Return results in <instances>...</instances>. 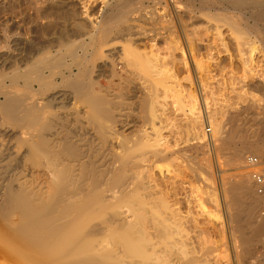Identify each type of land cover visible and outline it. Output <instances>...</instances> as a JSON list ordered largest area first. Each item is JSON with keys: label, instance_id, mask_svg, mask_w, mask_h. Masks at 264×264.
Here are the masks:
<instances>
[{"label": "bare ground", "instance_id": "1", "mask_svg": "<svg viewBox=\"0 0 264 264\" xmlns=\"http://www.w3.org/2000/svg\"><path fill=\"white\" fill-rule=\"evenodd\" d=\"M64 1H77L78 4L70 6L73 7L71 9L67 7L66 10L59 11L57 6H50L51 2L48 4L45 0L46 5L43 4L44 6L39 8L41 16L49 18L70 14L77 18L76 16L83 14L80 0ZM262 3L258 0H213L212 5L216 8L227 6L229 10L238 14L237 17L241 16L244 25L250 20L247 18L252 17L257 27L259 23H264ZM111 12L108 11L109 14ZM125 14L123 9L120 12L117 10L115 16L111 14L115 19L117 18L112 26L109 17L110 21L107 19L109 24H105L102 18L104 21L102 24L105 25L100 29V36H102L99 38L100 41L103 38L106 40L108 36L117 32L132 30L134 24L128 22L129 17ZM105 15L102 16L105 17ZM82 21L72 23L81 32L84 31L86 24ZM86 22L90 21L87 19ZM235 23L225 24H228L227 26L231 29H240L241 25ZM88 26L94 28L91 22ZM254 30L258 34L261 32L255 27ZM90 40L93 42L94 39ZM102 43L101 45H106L105 41ZM110 49L61 48L57 50L54 48L56 51L51 53V49L43 48V46L33 48L26 57L29 63L25 61L29 65L25 63L27 66L24 64L25 68L22 70L19 68L14 70L13 66L12 72L7 74V81L10 82L8 90L4 85L0 87V96L4 99L0 103L1 120H7L9 126L7 133L11 137L18 135L17 142L22 149L21 158L32 169L36 168L41 175L39 176L42 177V181L37 186H34L35 183L33 185L26 181L16 184L14 188H8L5 185L6 188L4 187L5 190L2 191L0 197V264H195L192 256L184 252L185 249L182 247L179 248L184 245L182 242L185 241L187 233L180 225V218L174 213L176 210L173 211L168 206L164 207V210L161 209L163 207H158L157 195L153 193L151 179L146 174L143 165L148 164L146 165L148 167L150 160H163L172 153L171 150L158 142L157 135L155 139H149L145 128L143 130L145 135L140 133L141 135L139 134L136 138V143L126 142V144L124 141L127 140L117 133L118 128L124 126L123 113L126 109L123 107L122 112L121 106L125 104L121 105L117 100L118 103L111 100L114 99L115 94L111 98L114 91L112 93L110 90L112 85L109 84L115 83V77H119L116 78L118 86H120L119 82H128V85L132 80L135 83L134 89L137 94L141 95L142 102L141 100L140 102L145 111L142 106L139 109L144 111V115L148 117L147 119L141 116L142 120L145 118L146 123L143 124L148 123L153 129L152 126H155V122L160 119V114L157 113L161 106L159 97L164 98L171 88L169 77L163 70L156 67L158 64L155 65L157 62L155 59L144 58L141 56L142 53L139 54L131 48H120L118 52ZM114 53H116V58H112ZM67 59L71 61V64L67 63ZM97 61H100L99 64L96 63ZM118 61L124 65V77H120L119 72V75L116 74L118 70H115V62L118 63ZM13 62L15 65L18 64L15 60ZM104 76L108 78L109 88L104 87L100 79L101 77L104 79ZM18 83L23 84L25 93L20 94V92L15 93L9 90L12 86L17 87ZM54 103L57 104L58 109L70 108L72 112L60 114L56 113L58 109L55 113L52 109V115H49L50 109L54 108ZM161 114L163 115L164 112L161 111ZM235 116L237 117V114L231 117L232 121ZM82 118H85L87 126L91 128L89 126L91 125L92 131L94 130L93 134L88 133L87 130L86 133L93 138L92 140L97 141L96 147L85 136L77 137L75 132L69 129L72 124L75 129L78 124L79 127L82 126ZM146 119L149 121L147 122ZM188 120L192 125L199 122L197 117H190ZM216 125L212 126L214 143L218 141L220 135V137L223 136L224 125L218 124L217 127ZM232 133L235 134V130L228 135H233ZM231 135L227 138V142L231 141ZM261 137L259 136L256 142L251 143L250 141V145L254 148L257 146L255 149L258 153L261 152L260 149H263L259 147L260 140H264ZM253 139L255 141V138ZM221 140L224 142L223 137ZM232 140H236L235 137ZM243 145L233 151V160L239 171L237 180L234 182L238 190L228 193L226 189L232 184L223 186L225 195L223 204L226 211L228 209L226 221L230 229H233L230 231L237 233L242 239L243 247L239 254L242 259L245 258L244 255H250L248 253L254 249L251 250L253 243L264 237V218L258 220L256 214V208L264 207V192L257 196L251 190V173L254 171L247 172L246 166L244 167L242 163L248 151ZM116 148L122 150V153ZM25 253L27 255H24Z\"/></svg>", "mask_w": 264, "mask_h": 264}, {"label": "rangeland", "instance_id": "2", "mask_svg": "<svg viewBox=\"0 0 264 264\" xmlns=\"http://www.w3.org/2000/svg\"><path fill=\"white\" fill-rule=\"evenodd\" d=\"M54 1L47 0L48 4L51 2L50 6H57L59 11H64L67 7L78 4L77 1ZM258 1L263 2L261 5H264V0ZM44 2L45 0H0V87L4 85L5 89L8 90L10 82L7 81V74L11 73L13 68L14 70L24 69V64L29 63L26 60L29 51L33 48H42V46L51 49V53L56 51L54 48L57 50L61 48H111L110 50H114V52H118L120 48H131L139 54L142 53L141 56L144 58L157 60L154 63L155 65L158 64L156 67L159 70H163L168 75L169 87L171 88L164 98L159 97L160 108L163 106L161 109L158 107L157 112L161 116H159L161 123L157 119L158 122L152 126L153 129H151L150 124H143L146 122H144L145 118L142 120L141 116H145L147 119L148 117L143 113L145 108L141 103L142 98L134 89L135 83L132 80L129 81V87L128 82H119L120 86H118V79L116 78L119 77H115V83L112 84L108 83L107 76H104V79L103 77L100 78L104 87L109 88L107 85H112L110 90L114 93L111 94V98L112 95H115L114 99L111 100L114 102L117 100L119 103L117 101L115 103L121 105L125 104L121 106L122 112L123 107L126 109L123 113L125 116L123 117L125 118L124 126L118 128L117 133H120L119 136L122 135V138L127 140L124 141L125 143L133 144L137 142L136 138L140 133L145 135L143 131L145 128L149 139L157 137L162 146L171 150L172 153L163 160H150L148 167L146 166L148 164L143 165L146 174L151 179L153 193L155 196L157 195L158 207H163L161 209L164 210L168 206L173 211L176 210L174 213H176V217L180 218V220L177 219L181 222L180 225L184 228V232L187 233L184 238L185 241L182 242L184 245L179 246V248L185 249L183 251L192 256L195 264H264V237L253 243L251 250L254 249L248 253L250 255H244L245 258L243 259L239 255L242 251L243 242L237 233L230 231L232 228L230 229V225L228 226L226 221L228 209L226 211L223 204V200H225L224 185L232 184V186L229 184L230 187L228 186V188L226 186L227 189L225 188L228 193H234L238 190L234 182L237 180L239 171L233 160V151L237 147H242L243 144L245 146L247 143L248 147H245L248 151L244 155L245 158L242 163L244 167L246 166L247 172L257 171L264 177V151L262 152L264 140L261 139L264 138V23L261 22L263 25L259 23L256 27L254 25L255 19L250 17L247 18L250 19L249 25H244L240 15L237 17L238 14L229 10L227 6L214 7L212 5L213 0H80L83 14L76 16L77 18L70 14H61L47 17L48 19L41 16L39 12L40 6L46 5ZM119 9L121 11L123 9L127 14H125L126 17H129L127 18L128 22L133 23L135 29L132 27V30L123 32L124 34L117 32L118 34H112L106 40L103 38L100 41L99 38H102L100 36L101 27L109 24L107 22L108 17L112 21L110 22L111 26L114 25L113 22L117 18L115 19L111 14L115 16L117 10L120 12ZM111 10L113 11L111 12ZM108 11L111 13L109 14ZM220 18L226 19V22ZM87 19L92 26L94 25V28H89L90 22L87 23ZM109 19L108 21H110ZM79 21L87 24H85V29L82 32L75 28L76 25L72 24ZM224 22L228 24L236 22L235 24L241 26H239L240 29L234 30ZM252 25L260 29L262 34L261 32L259 34L262 36L255 32ZM242 27L246 29L244 30ZM89 39L94 40L92 42ZM95 40H99L100 43ZM104 41L106 45H101ZM107 52L110 51L107 50ZM115 54L112 58H116ZM14 60L16 63H20L19 65L16 64L18 65L16 68ZM99 62L96 63L99 64ZM28 63L26 64L29 65ZM67 63L71 64V61L67 59ZM115 63L117 64H115L117 68L115 70H118L116 74L119 72L120 77H124L123 63L121 61ZM14 87H10L9 90L15 93L20 92V94L25 93L22 83H18L17 87ZM20 88L24 91L22 92ZM118 89L122 91L119 92ZM133 89L134 91H132ZM135 94L139 96H134ZM117 97L121 100L119 101ZM3 101V97L0 96V103ZM56 105L53 104L54 108L50 109L49 115H52V109L54 113L58 109ZM140 106L143 107L144 111L140 110ZM58 110L56 113L60 114L72 112L70 108ZM161 111L164 112L163 115ZM236 114L237 117L235 116L232 121L231 117ZM190 117H197L199 119L198 124L192 125L188 120ZM85 122L87 123V120L82 118V126L76 125V130L72 124L74 129L71 126L69 129L73 130L77 137L85 136L96 147L97 141L92 140L93 138L86 133L88 131V133L93 134L94 130L92 131V126L89 125L91 127L89 128ZM212 123L217 124L216 127L220 124L224 125L222 129L224 142H222L220 135L218 141L214 143ZM8 127L7 120L0 121V197L6 188L5 185L8 188H14L16 184L28 181L37 186L42 181V177L36 168L33 167L32 169L31 166L24 163L21 158L22 149L19 147L21 145L17 142L18 135L15 134L11 137L7 133ZM207 128L210 129V132H207ZM231 129L233 130L230 131ZM153 130L156 132L154 133ZM234 130L235 134H229L231 135V143L227 142V138H230L228 133ZM260 132L262 137L259 135ZM259 136L263 140H260L259 147L263 149H260L261 152L258 153L255 149L257 146L254 148L253 145H250V141L251 143L256 142ZM234 137L236 140L233 141L232 138ZM240 137L241 140L238 141ZM252 137L255 138V141ZM117 151L122 153L120 149ZM247 156L258 157L260 159L259 167H248L246 165ZM251 190L257 194L252 179ZM258 208H256L257 219H263L264 207Z\"/></svg>", "mask_w": 264, "mask_h": 264}, {"label": "built area", "instance_id": "3", "mask_svg": "<svg viewBox=\"0 0 264 264\" xmlns=\"http://www.w3.org/2000/svg\"><path fill=\"white\" fill-rule=\"evenodd\" d=\"M207 132H210V129L207 128ZM246 164L249 167H257L260 165V159L256 156H247ZM252 181L255 185L257 194L261 195L264 192V177L261 173L254 171L251 173Z\"/></svg>", "mask_w": 264, "mask_h": 264}]
</instances>
